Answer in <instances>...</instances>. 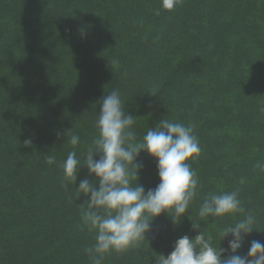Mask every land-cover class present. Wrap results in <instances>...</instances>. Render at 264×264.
<instances>
[{
  "label": "trees",
  "instance_id": "trees-1",
  "mask_svg": "<svg viewBox=\"0 0 264 264\" xmlns=\"http://www.w3.org/2000/svg\"><path fill=\"white\" fill-rule=\"evenodd\" d=\"M116 88L138 139L164 119L194 125L200 183L182 218L162 214L147 240L102 264H158L200 232L227 248L231 235L219 233L242 216L198 211L209 193L236 189L257 218L239 254L264 242V0H181L172 11L161 0H0V264H91L88 197L76 187L96 178L82 167L65 190L59 164L72 150L83 159L99 102ZM72 129L75 149L56 136ZM137 162L139 183L155 189L156 161L145 151Z\"/></svg>",
  "mask_w": 264,
  "mask_h": 264
},
{
  "label": "clouds",
  "instance_id": "clouds-1",
  "mask_svg": "<svg viewBox=\"0 0 264 264\" xmlns=\"http://www.w3.org/2000/svg\"><path fill=\"white\" fill-rule=\"evenodd\" d=\"M180 3L181 0H161V7L172 11ZM155 14L159 15L160 11L156 10ZM99 103L95 125L98 135L88 145L83 159H78L76 151L72 150L59 164L65 190L68 182H75L77 186V175L82 167H87L89 176L96 178L90 182L89 177H85L76 187L78 194L88 197L81 205L80 217L83 227L95 233V242L84 248L91 264H102L106 255L125 252L147 240L153 222L162 214L167 213L174 222L175 218L185 215L199 194L200 181L190 162L202 151L194 125L168 119L160 121L155 129L149 128L138 139L135 117L126 115L118 88ZM62 135L73 149L81 143L74 129L56 132L58 139ZM24 144L31 146L32 141L25 140ZM145 151L156 161L160 179L155 189L147 191L139 183L143 165L137 162L140 153ZM97 154H102L99 159L94 158ZM46 163L53 165L57 161L48 155ZM255 168L264 172V161H257ZM245 182L241 177L239 183ZM237 214L242 218L219 233L222 240L231 235L227 248L216 247L212 237H206L203 232L194 239L184 235L167 257L160 256L158 264H264V242L260 240L251 241L246 255L239 254L246 238L255 231L257 218L245 212L238 189L209 193L198 211L202 218Z\"/></svg>",
  "mask_w": 264,
  "mask_h": 264
}]
</instances>
